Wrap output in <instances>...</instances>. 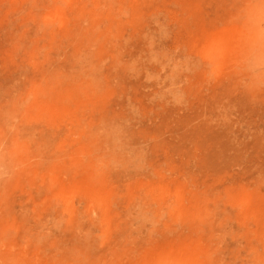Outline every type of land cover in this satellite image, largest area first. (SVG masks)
<instances>
[{
    "label": "rangeland",
    "instance_id": "rangeland-1",
    "mask_svg": "<svg viewBox=\"0 0 264 264\" xmlns=\"http://www.w3.org/2000/svg\"><path fill=\"white\" fill-rule=\"evenodd\" d=\"M167 263L264 264V0H0V264Z\"/></svg>",
    "mask_w": 264,
    "mask_h": 264
},
{
    "label": "bare ground",
    "instance_id": "bare-ground-1",
    "mask_svg": "<svg viewBox=\"0 0 264 264\" xmlns=\"http://www.w3.org/2000/svg\"><path fill=\"white\" fill-rule=\"evenodd\" d=\"M204 51V50H203ZM210 53H211V51H209ZM209 52H206V53H208L209 54ZM206 56H207V54H205ZM204 55V56H205ZM203 56V55H202ZM205 58V57H204ZM207 58H209V57H207ZM210 64V63H209ZM209 66V65H208ZM167 264H169V263H167ZM171 264V263H170Z\"/></svg>",
    "mask_w": 264,
    "mask_h": 264
}]
</instances>
